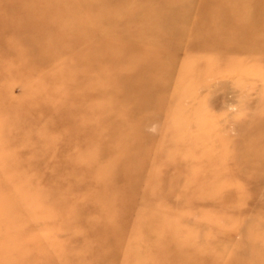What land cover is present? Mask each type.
<instances>
[{"label":"rangeland","instance_id":"1","mask_svg":"<svg viewBox=\"0 0 264 264\" xmlns=\"http://www.w3.org/2000/svg\"><path fill=\"white\" fill-rule=\"evenodd\" d=\"M241 2L0 0V264L264 252V47L222 33Z\"/></svg>","mask_w":264,"mask_h":264},{"label":"bare ground","instance_id":"2","mask_svg":"<svg viewBox=\"0 0 264 264\" xmlns=\"http://www.w3.org/2000/svg\"><path fill=\"white\" fill-rule=\"evenodd\" d=\"M240 2L242 3V5H240V12H239L238 18L231 17L232 19H229L228 16L227 17L223 15L221 16L222 22L224 23L223 26H224V31H225L224 32L222 30L223 37H225L226 35L228 36L233 31H235V34L231 35L234 37L235 45L230 44V42L228 41H225V42H228V44L231 45V48H229L231 50L229 51H233L234 53H236V58H238L239 60L242 59V57H247L248 55H252L253 58L255 57L253 53H257L259 49L258 47L259 42H257L254 39L255 37L256 38L258 37V40L262 41L261 43H262V46L264 47L263 38H260L258 36L259 33L264 32V2L263 0H240ZM134 11L135 10H133L132 12ZM175 15L176 14L173 13L169 17L163 19L162 24L165 27L166 26L172 27V25H175L176 24ZM228 30L230 32H228ZM154 34H157V33L151 34L155 40ZM157 35H160V34H157ZM126 36L127 35L120 36L119 41L122 44H121V47L117 51L112 50V49L107 50V56L109 58L108 60L111 63H116L119 60L130 58V55L132 54L134 50V46L132 47L131 45H129V41L133 42L134 45H137V43L139 42L141 43L142 42L141 40H143L142 38L136 39L135 36H133L132 40H130L129 39L130 37L126 38ZM157 38L160 41V39L162 38V35L157 36ZM95 39H96V36L92 39L90 43H88L89 44L88 47L97 43V40ZM252 42L254 43V45L250 44L248 46V43H252ZM227 51H228V48H227ZM227 63H229V59ZM230 65H233V64L230 63ZM235 65H237L236 68H239L238 66L240 64L237 63ZM261 74H264V72ZM256 178L258 177H255V179ZM204 248L206 249L210 247H202V249L200 250L204 252L205 250ZM225 249L226 248L221 249V250L224 251ZM226 251L227 250H225L224 253H226ZM199 254L200 253H198V256L195 257L194 259L195 264H210L211 260L209 259L208 255L204 254V257H200ZM243 254L244 255L240 258V260L237 261V264H264V252L261 250V247H249V251L243 252ZM220 264H223V263L221 262ZM226 264H229V263H226Z\"/></svg>","mask_w":264,"mask_h":264},{"label":"clouds","instance_id":"3","mask_svg":"<svg viewBox=\"0 0 264 264\" xmlns=\"http://www.w3.org/2000/svg\"><path fill=\"white\" fill-rule=\"evenodd\" d=\"M149 131H155V126H152L148 129Z\"/></svg>","mask_w":264,"mask_h":264}]
</instances>
